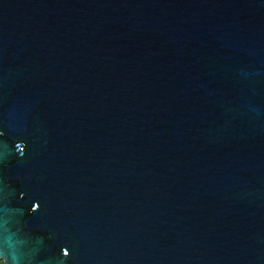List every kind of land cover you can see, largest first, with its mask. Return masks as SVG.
<instances>
[{
  "label": "water",
  "instance_id": "obj_1",
  "mask_svg": "<svg viewBox=\"0 0 264 264\" xmlns=\"http://www.w3.org/2000/svg\"><path fill=\"white\" fill-rule=\"evenodd\" d=\"M3 264H264V0H0Z\"/></svg>",
  "mask_w": 264,
  "mask_h": 264
},
{
  "label": "trees",
  "instance_id": "obj_2",
  "mask_svg": "<svg viewBox=\"0 0 264 264\" xmlns=\"http://www.w3.org/2000/svg\"><path fill=\"white\" fill-rule=\"evenodd\" d=\"M0 264H3L1 260H0Z\"/></svg>",
  "mask_w": 264,
  "mask_h": 264
}]
</instances>
